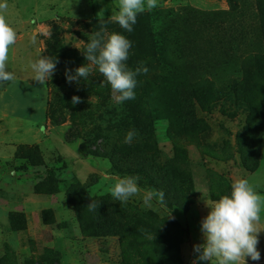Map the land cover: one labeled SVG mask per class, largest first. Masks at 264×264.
Instances as JSON below:
<instances>
[{"label":"rangeland","instance_id":"374dc122","mask_svg":"<svg viewBox=\"0 0 264 264\" xmlns=\"http://www.w3.org/2000/svg\"><path fill=\"white\" fill-rule=\"evenodd\" d=\"M116 2L7 0V21L25 36L24 63L35 52L37 58L61 52L66 60L59 76L44 84L10 82L0 96V105L16 100L18 112L43 119L42 130L25 134L38 143L0 141V264H192L193 245L203 242L205 202L228 194L237 178L264 195V136L258 146L241 140L249 111L242 96L249 92L264 108V72L255 75L247 64L259 56L264 65L255 0H158L154 11L138 14L150 28L167 29L165 56L175 63L150 58L147 74L136 77L159 78L134 89L140 102L132 111L151 122L150 131L124 126L130 100L115 104L110 85L83 55L90 34L100 30L97 13L104 9L112 21ZM83 64L92 68L87 79L67 82L65 70ZM191 86L193 95L184 94ZM59 95L80 98L75 114L57 103L47 113ZM153 107L163 116L141 114ZM130 129L137 135L125 143ZM244 157L250 166L256 160L254 170ZM126 175L138 176L141 189L162 190L165 205L154 200L145 207L142 193L114 201L108 189ZM258 250L263 260L246 258L247 264H264V231Z\"/></svg>","mask_w":264,"mask_h":264},{"label":"clouds","instance_id":"9594fccd","mask_svg":"<svg viewBox=\"0 0 264 264\" xmlns=\"http://www.w3.org/2000/svg\"><path fill=\"white\" fill-rule=\"evenodd\" d=\"M158 6V0H117V11L111 14V20L127 32L133 31L138 14L152 11ZM7 0H0V85L15 79L14 73L7 70L10 47L16 44L17 33L8 23ZM104 9L97 13V18H103ZM132 43L118 32H108L102 25L99 31L91 33L83 52L85 60L104 77L110 85L112 100L120 105L125 101L135 99L134 89L137 86L136 77L147 74L143 62L135 69L126 64ZM56 58L40 55L29 66L33 72L32 79L39 84L47 82L56 71ZM92 68L81 65L75 69L65 70V79L69 83H79L87 79ZM72 104L80 103V98L73 96ZM137 135L135 129H130L125 136V143H131ZM138 176L126 175L115 179L108 191L114 201L126 203L129 198L142 193L145 207H152L155 200L165 205L162 190L141 189ZM206 203L209 211L200 221L202 243L193 245L195 258L192 264L203 261L205 264H247V259L259 261V234L264 231L260 227L264 213V195L256 191L255 186L247 178H237L230 185V192L221 195L217 200ZM98 205L90 203L87 208L96 211ZM170 217V214L168 215ZM172 218V217H170Z\"/></svg>","mask_w":264,"mask_h":264},{"label":"trees","instance_id":"16d2710c","mask_svg":"<svg viewBox=\"0 0 264 264\" xmlns=\"http://www.w3.org/2000/svg\"><path fill=\"white\" fill-rule=\"evenodd\" d=\"M230 4H233V0H228ZM255 8L257 11V17L259 19L260 25L263 29L264 33V0H255ZM154 11V10H152ZM151 13V12H150ZM148 15V14H147ZM142 18V17H141ZM141 18H137V22L133 25V31L127 32L119 27L115 22L110 21L109 19L102 18L99 20L94 21V27L99 29L103 25L108 32H118L124 35L127 39H129L132 43V47L129 50V58L126 61V64L129 68H136L140 65V62L143 64L147 63L150 58H154L156 63L165 65L167 67H175V63L170 61L165 56V50L163 46V37L165 32L167 31L166 28L162 26H156L155 29L150 28L149 25H146ZM58 49H60L58 47ZM53 58H56L58 63L56 64V71L53 76L60 75V64L65 61L66 59L63 57L61 52H58ZM247 64L251 65V68L255 75H261L264 72V65L261 63V58L259 56L255 57L252 61L247 60ZM158 77H150V78H143L138 81V84H144L145 86H149L152 81L158 80ZM168 90L173 92L177 90V86L172 82L169 81ZM194 90L192 86L188 88L184 92L189 96L193 95ZM240 96V95H239ZM71 96L69 95H59L54 100V103L48 104L47 113L53 109V105L57 103L62 108H67L71 110L72 115L75 114L78 106L77 104H72ZM240 98V97H238ZM243 102L246 103L248 107V114L246 118V123L243 127V134L241 140L244 142V145H255L258 146L262 141L264 136V108L259 110L258 103L251 97L249 92H245L242 96ZM188 98L186 101V106L191 107L192 100ZM140 102V97L136 96L135 100H130L128 105V113L126 115L125 125L124 126H132L142 131H150L151 122L149 120H144L142 117L137 116L135 111H132L137 104ZM144 117L149 116L148 114H154L153 116L161 117L162 112L160 109L153 107L152 110H148L147 113L142 111L141 113ZM192 114V111L188 113V116ZM151 116V115H150ZM185 116L187 117L186 111L182 113V117L185 120ZM249 161L248 157H244L243 165L248 170H254L256 167V160L254 161L253 165L250 166L247 162ZM47 179H52L53 175H46Z\"/></svg>","mask_w":264,"mask_h":264},{"label":"crops","instance_id":"0c3cea01","mask_svg":"<svg viewBox=\"0 0 264 264\" xmlns=\"http://www.w3.org/2000/svg\"><path fill=\"white\" fill-rule=\"evenodd\" d=\"M17 26L14 28L16 29ZM16 31V30H15ZM17 41L16 44L10 47L9 58L7 63V70L14 73L15 79L13 82L16 85V82L19 83L27 81L28 84L32 85L33 80L32 76L34 75L30 66L24 63V52L19 46L22 39L25 37L21 33L17 32ZM32 47L30 50V55H32ZM37 58V52L34 53V60ZM10 82H7L3 85H0V96L5 94L9 89ZM13 91H17L14 89ZM35 96V95H34ZM3 98V97H2ZM4 100V98H3ZM22 104L18 103L15 100V103L3 102L0 105V141H12V142H25V143H35L36 141H28V138L25 137V134H28L30 130L42 128L38 125L42 120H36L33 116L32 110L30 112L21 113L16 109L21 108ZM46 112V111H45ZM42 132V131H41ZM38 143V142H36ZM263 260V259H262ZM255 261V262H261Z\"/></svg>","mask_w":264,"mask_h":264}]
</instances>
